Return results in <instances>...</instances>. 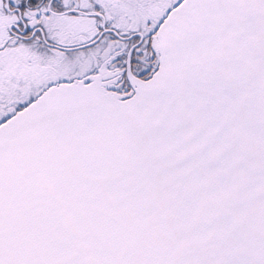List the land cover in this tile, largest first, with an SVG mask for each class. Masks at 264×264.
I'll return each instance as SVG.
<instances>
[{"label": "snow or ice", "instance_id": "obj_1", "mask_svg": "<svg viewBox=\"0 0 264 264\" xmlns=\"http://www.w3.org/2000/svg\"><path fill=\"white\" fill-rule=\"evenodd\" d=\"M0 264H264V0H0Z\"/></svg>", "mask_w": 264, "mask_h": 264}]
</instances>
